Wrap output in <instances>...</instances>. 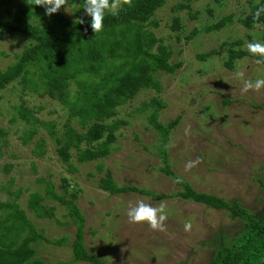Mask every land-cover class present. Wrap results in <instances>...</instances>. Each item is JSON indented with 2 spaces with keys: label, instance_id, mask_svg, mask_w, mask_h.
I'll use <instances>...</instances> for the list:
<instances>
[{
  "label": "rangeland",
  "instance_id": "1",
  "mask_svg": "<svg viewBox=\"0 0 264 264\" xmlns=\"http://www.w3.org/2000/svg\"><path fill=\"white\" fill-rule=\"evenodd\" d=\"M261 1L167 0L151 20L154 25L147 28L162 44L172 47L171 64L180 65L174 74H157L159 91L142 90L118 109V118L129 124L116 133L112 153L105 159L80 163L72 151L71 169L59 156V146L46 128L26 125L20 119L13 121L15 106L23 100L42 124H53L60 136L69 118L68 108L49 97L23 94L17 82L0 91V129L4 130L0 140V203L15 202L47 239H67L62 246L44 240L34 244L39 258L47 264L70 261L77 232L68 209L60 202L46 201L56 208L54 219H39L30 210L32 194L46 195L49 181L67 200L76 194L74 203L86 220L84 244L105 264H209L222 247L240 241L247 231L245 221L232 218L226 210L175 196L180 187L161 171V137L148 119L154 108L142 111L153 98L167 105L159 113V121L168 123L181 117L167 148L173 171L199 193L237 201L256 218L264 215V89L241 93L244 80L264 78V64H256L258 57L245 48V42L253 38L264 43V27L247 28L241 23L250 15L251 5ZM181 5L188 8L180 9ZM66 7L64 13L70 19L81 8L71 5L70 0ZM229 15H234L231 23L208 32L210 26ZM85 16L83 12L78 17ZM11 20L6 6L0 5V21ZM195 30L198 34L191 37ZM29 45L26 36L7 31L0 34V69H7L15 61L14 55ZM231 49L247 54L229 69L226 63ZM202 55L206 59L200 58ZM238 72L243 76H237ZM75 87L73 84V90ZM74 126L79 124L74 122ZM32 129L38 132L24 144L22 137ZM40 142L45 143V155L38 158L34 152ZM189 161L199 162L186 170ZM108 171L120 187L134 186L160 197L139 192L111 195L99 187ZM140 200L153 206L166 203L165 231H154L146 223H129L127 212ZM5 213L0 209V214ZM187 221L192 223L190 232L184 230Z\"/></svg>",
  "mask_w": 264,
  "mask_h": 264
},
{
  "label": "trees",
  "instance_id": "2",
  "mask_svg": "<svg viewBox=\"0 0 264 264\" xmlns=\"http://www.w3.org/2000/svg\"><path fill=\"white\" fill-rule=\"evenodd\" d=\"M166 2L167 0H132L131 6H124L118 15L106 14L103 31L95 35L91 29V17H78L85 12L82 7L84 0H70L71 5L81 7L73 19L65 15L63 8L48 16L45 8L35 6L32 0H0V5L6 6V12L12 18L8 23L0 21V34L4 31L18 33L28 37L30 41V45L21 54L14 55L15 61L7 69H0V91L17 82L22 86L23 94L29 92L49 97L69 110L65 131L60 136L54 131L53 124H42L34 109L23 100L15 106L16 116L13 121L20 119L26 125L40 124L46 128L59 146V156L71 169L72 151H75L80 163L109 157L112 144L117 140L116 133L129 124L127 120L118 118V109L134 100L142 90L159 91L157 74H174L180 65L171 64L174 50L162 44L147 28L149 24L154 25L151 20ZM251 6L250 15L241 20L247 28L254 27L253 15L259 7L264 6V0ZM181 8L188 6L181 5ZM233 18L234 15L222 18L210 26L208 32L224 28ZM80 19H83V24L76 23ZM259 23L264 25V15ZM176 27H179V23H176ZM197 34L198 31L195 30L191 37ZM229 53V61L226 63L229 69L236 59L247 54L234 49ZM200 58L206 59V55ZM73 84L76 86L74 90ZM166 106L162 100L153 98L144 104L142 111L154 108L148 119L161 137L158 147L160 160L164 163L161 171L172 177L180 187L175 196L209 208L226 210L232 218L246 222L247 231L240 241L232 246L222 247L209 264H264V215L256 218L237 201L228 202L215 195L199 193L186 179L173 171L167 148L181 117L168 123L159 121V113ZM74 122L79 124L78 128L74 126ZM36 132V129H32L25 134L22 137L23 143H30ZM3 135L4 130L0 129V140ZM44 144H37L34 152L36 157L45 155ZM2 148L0 146V156ZM100 170L103 168L100 167ZM99 187L111 195L139 192L160 197L154 192L134 186L120 187L110 171L100 179ZM65 190L68 191V186ZM76 197V194H72V199L67 200L58 195L49 181L46 195L32 194L29 208L39 219H54L56 208L46 201L52 199L60 202L68 209L71 222L77 226L76 238L72 243V259L55 264H105L84 244L86 220L74 203ZM0 209L6 210L4 215L0 214V264H47L37 256L34 244L44 240L62 246L67 240L63 238L51 241L38 233L26 212L15 202L0 203Z\"/></svg>",
  "mask_w": 264,
  "mask_h": 264
},
{
  "label": "clouds",
  "instance_id": "3",
  "mask_svg": "<svg viewBox=\"0 0 264 264\" xmlns=\"http://www.w3.org/2000/svg\"><path fill=\"white\" fill-rule=\"evenodd\" d=\"M35 6L45 8V13L52 16L58 13L62 8L68 11L69 0H32ZM132 0H84L82 5L86 14L91 17V29L97 35L104 29V20L106 14L116 16L124 6H131ZM77 6V5H73ZM264 15V6L259 7L254 15V28L264 27L259 23L261 16ZM76 23L83 24V19L77 20ZM247 51L255 57L256 64H264V43L258 42L256 39L245 42ZM237 76L242 77L243 73L238 72ZM264 89V78H257L255 81L244 80L241 88L242 94H247L250 91L260 92ZM199 161H189L186 165V170L195 167ZM179 182V181H178ZM166 203L159 202L155 206L151 203H145L143 200L138 201L135 205L130 206L127 216L129 223L132 224H148L154 231H165V222L167 220ZM184 230L190 232L192 230L191 221H187L184 225Z\"/></svg>",
  "mask_w": 264,
  "mask_h": 264
}]
</instances>
